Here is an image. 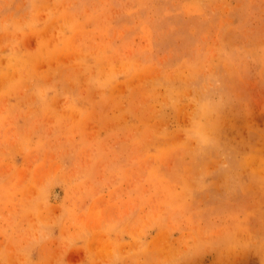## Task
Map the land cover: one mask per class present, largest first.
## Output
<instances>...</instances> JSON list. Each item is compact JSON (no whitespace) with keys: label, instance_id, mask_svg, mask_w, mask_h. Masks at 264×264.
Listing matches in <instances>:
<instances>
[{"label":"rangeland","instance_id":"1","mask_svg":"<svg viewBox=\"0 0 264 264\" xmlns=\"http://www.w3.org/2000/svg\"><path fill=\"white\" fill-rule=\"evenodd\" d=\"M0 264H264V0H0Z\"/></svg>","mask_w":264,"mask_h":264}]
</instances>
